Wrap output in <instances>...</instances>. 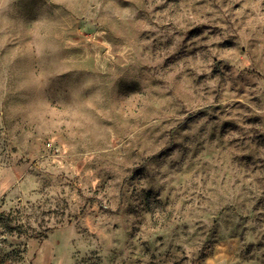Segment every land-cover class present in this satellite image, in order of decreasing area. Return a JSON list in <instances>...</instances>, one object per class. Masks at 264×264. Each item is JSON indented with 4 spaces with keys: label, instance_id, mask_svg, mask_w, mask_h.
I'll list each match as a JSON object with an SVG mask.
<instances>
[{
    "label": "rangeland",
    "instance_id": "obj_1",
    "mask_svg": "<svg viewBox=\"0 0 264 264\" xmlns=\"http://www.w3.org/2000/svg\"><path fill=\"white\" fill-rule=\"evenodd\" d=\"M0 264H264V0H0Z\"/></svg>",
    "mask_w": 264,
    "mask_h": 264
},
{
    "label": "trees",
    "instance_id": "obj_2",
    "mask_svg": "<svg viewBox=\"0 0 264 264\" xmlns=\"http://www.w3.org/2000/svg\"><path fill=\"white\" fill-rule=\"evenodd\" d=\"M4 216H3V214H0V218H3Z\"/></svg>",
    "mask_w": 264,
    "mask_h": 264
}]
</instances>
